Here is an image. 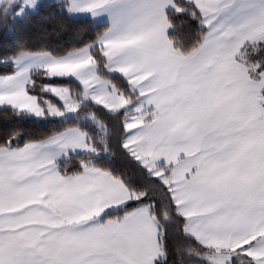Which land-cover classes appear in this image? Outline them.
Wrapping results in <instances>:
<instances>
[{
  "label": "snow or ice",
  "instance_id": "1",
  "mask_svg": "<svg viewBox=\"0 0 264 264\" xmlns=\"http://www.w3.org/2000/svg\"><path fill=\"white\" fill-rule=\"evenodd\" d=\"M0 264H264V0H0Z\"/></svg>",
  "mask_w": 264,
  "mask_h": 264
},
{
  "label": "trees",
  "instance_id": "2",
  "mask_svg": "<svg viewBox=\"0 0 264 264\" xmlns=\"http://www.w3.org/2000/svg\"><path fill=\"white\" fill-rule=\"evenodd\" d=\"M0 39H2V37H0Z\"/></svg>",
  "mask_w": 264,
  "mask_h": 264
}]
</instances>
